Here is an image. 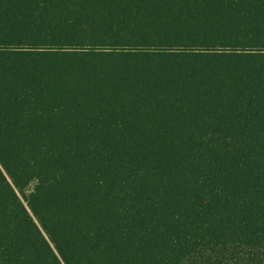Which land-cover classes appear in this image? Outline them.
I'll return each instance as SVG.
<instances>
[{
    "label": "trees",
    "instance_id": "16d2710c",
    "mask_svg": "<svg viewBox=\"0 0 264 264\" xmlns=\"http://www.w3.org/2000/svg\"><path fill=\"white\" fill-rule=\"evenodd\" d=\"M0 264H264V0H0Z\"/></svg>",
    "mask_w": 264,
    "mask_h": 264
}]
</instances>
